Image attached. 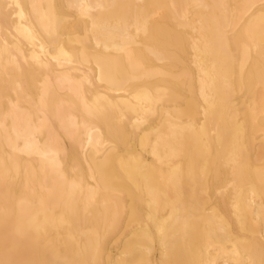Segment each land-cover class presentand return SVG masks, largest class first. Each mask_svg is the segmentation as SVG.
Here are the masks:
<instances>
[{"label":"bare ground","instance_id":"bare-ground-1","mask_svg":"<svg viewBox=\"0 0 264 264\" xmlns=\"http://www.w3.org/2000/svg\"><path fill=\"white\" fill-rule=\"evenodd\" d=\"M0 264H264V0H0Z\"/></svg>","mask_w":264,"mask_h":264}]
</instances>
